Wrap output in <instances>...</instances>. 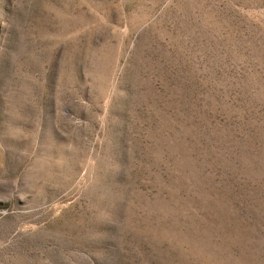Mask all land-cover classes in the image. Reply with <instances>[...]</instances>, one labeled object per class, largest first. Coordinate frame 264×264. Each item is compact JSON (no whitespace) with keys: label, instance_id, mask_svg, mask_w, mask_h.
<instances>
[{"label":"rangeland","instance_id":"1","mask_svg":"<svg viewBox=\"0 0 264 264\" xmlns=\"http://www.w3.org/2000/svg\"><path fill=\"white\" fill-rule=\"evenodd\" d=\"M0 264H264V0H0Z\"/></svg>","mask_w":264,"mask_h":264}]
</instances>
